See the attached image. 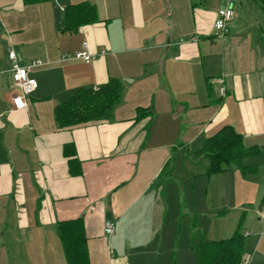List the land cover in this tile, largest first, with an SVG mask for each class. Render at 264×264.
I'll return each instance as SVG.
<instances>
[{
  "label": "crops",
  "instance_id": "crops-1",
  "mask_svg": "<svg viewBox=\"0 0 264 264\" xmlns=\"http://www.w3.org/2000/svg\"><path fill=\"white\" fill-rule=\"evenodd\" d=\"M84 2L97 19L62 32L65 9ZM227 3L235 16L222 36L214 23ZM84 44L91 61L62 60ZM11 45L23 63L43 61L31 70L38 87L22 110L13 106L19 89L6 71ZM111 78L124 91L109 119L58 125V104ZM225 125L260 152L244 159L247 171L207 175L209 161L193 152ZM0 131L9 154L0 166V264H68L56 226L76 218L89 264H198L197 217L221 213L217 177L264 175L263 5L0 0ZM256 212L261 223L264 198ZM108 220L115 222L110 237ZM254 238L242 264H264V234Z\"/></svg>",
  "mask_w": 264,
  "mask_h": 264
},
{
  "label": "trees",
  "instance_id": "trees-1",
  "mask_svg": "<svg viewBox=\"0 0 264 264\" xmlns=\"http://www.w3.org/2000/svg\"><path fill=\"white\" fill-rule=\"evenodd\" d=\"M44 1V0H35ZM261 3L264 0H253ZM65 26L62 32H75L80 26L94 22L97 11L93 4L84 2L65 9ZM124 91L123 82L111 78L99 88H79L67 100L55 108V118L62 128L109 119L120 103ZM141 110V109H138ZM145 113V112H144ZM257 147H247L244 136L231 125H225L207 137L193 152L196 160L207 159V175L224 172L233 167L247 171L244 159L259 154ZM9 154L4 144V134L0 131V166L8 162ZM75 159L72 160V163ZM169 163H166V169ZM250 170V169H248ZM61 238L68 264H89L87 236L81 218L59 221L56 226ZM246 235L239 226L233 235L196 245L199 264H242L245 253Z\"/></svg>",
  "mask_w": 264,
  "mask_h": 264
},
{
  "label": "rangeland",
  "instance_id": "rangeland-1",
  "mask_svg": "<svg viewBox=\"0 0 264 264\" xmlns=\"http://www.w3.org/2000/svg\"><path fill=\"white\" fill-rule=\"evenodd\" d=\"M217 179L219 187L215 194V204L220 208L221 213L206 219L197 217L201 232L197 233L196 245L201 242L204 235L206 239L210 238L209 240L212 241L213 239L228 238L241 226L244 234L248 231L253 236L251 239L246 238V242L248 241L249 244L253 242V247L256 246L254 234H264V220H261L260 223L256 212L264 198V175L252 172L247 174L228 172V174L219 175ZM241 180L249 182L240 184ZM253 180L255 185L252 183ZM213 199L214 197L208 203H213ZM193 237L195 236L192 230L191 243ZM261 248L264 250L263 244ZM19 260L21 261V259ZM192 262L194 264L193 260ZM20 264L23 262L21 261Z\"/></svg>",
  "mask_w": 264,
  "mask_h": 264
},
{
  "label": "built area",
  "instance_id": "built-area-1",
  "mask_svg": "<svg viewBox=\"0 0 264 264\" xmlns=\"http://www.w3.org/2000/svg\"><path fill=\"white\" fill-rule=\"evenodd\" d=\"M235 16L234 9L230 4L224 5L218 10L217 18L215 20L216 29L222 32L224 36L229 30V23ZM9 65L6 71H10L13 77L15 86L19 89L18 93L13 96V106L16 110H22L27 107V98L38 87V81L31 76V70L43 64L42 60H32L28 63H23L19 58L18 53L11 45L8 54ZM92 54L88 51V45L84 44V49L73 54L64 55L62 60L80 59L84 61H91ZM115 230V222L108 220L104 225V233L110 237ZM246 236L248 233L245 234Z\"/></svg>",
  "mask_w": 264,
  "mask_h": 264
}]
</instances>
